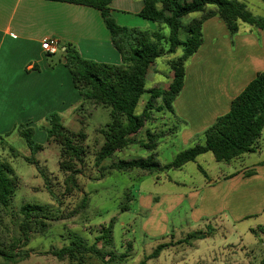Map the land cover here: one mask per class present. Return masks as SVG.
<instances>
[{
    "label": "rangeland",
    "instance_id": "1",
    "mask_svg": "<svg viewBox=\"0 0 264 264\" xmlns=\"http://www.w3.org/2000/svg\"><path fill=\"white\" fill-rule=\"evenodd\" d=\"M188 21L189 18L182 19L181 25L185 26ZM184 37L181 31L180 38ZM180 55L181 49H178L175 56ZM175 56L156 60L153 69L151 67L148 71L146 89L167 87L168 60ZM49 59L53 64H58L60 55L50 56ZM148 98L147 93L142 95L136 114L142 112ZM80 104L81 101L74 105L71 116H61V124L67 130L76 133L83 128L86 134L84 144L87 145V154L84 163L77 166L80 171L77 175L78 188L71 193L65 191V176L58 170L59 147L47 142L44 131L47 124L44 121L32 127L33 142L43 147L41 151L31 156L24 141L14 136L0 150V161L11 166L17 179L15 194L0 225L4 238L7 240L21 235L19 223L22 219L18 211L22 205L43 206L45 213L53 219L45 221L48 227L44 234L29 235L26 246L20 248L15 262L0 259V264H67L49 255L50 248L67 245L73 234L92 245L102 225H107L112 218L116 221L112 231L113 248L104 251H111L116 256L126 255L121 260L116 258L115 264H138L158 244L177 242L194 231L213 235L192 242L189 246L170 247L146 264H259L264 259V235L256 237L250 231L264 225V216L244 220V210L235 213L222 199L216 204L209 203V198L216 196V191L206 188L210 186L207 180L210 184L217 183L222 176L240 173L244 169V161L216 162L208 152L179 170L150 175L137 170L122 173L107 170L110 164L118 160L148 156L164 165L194 144L175 137L177 125L174 116L164 110L150 113L140 132L131 138L133 145L115 152L96 167L94 156L103 143L97 129L109 122L108 111L102 108L94 110L86 105L77 112ZM159 104L157 100L154 105L157 107ZM147 130L152 135L160 136L155 139L153 151L139 144L148 143ZM26 158L30 159V163ZM83 201L85 207L81 208ZM125 205L128 210L121 212ZM101 245L99 242L97 249L100 250ZM85 264L101 263L90 256Z\"/></svg>",
    "mask_w": 264,
    "mask_h": 264
},
{
    "label": "trees",
    "instance_id": "2",
    "mask_svg": "<svg viewBox=\"0 0 264 264\" xmlns=\"http://www.w3.org/2000/svg\"><path fill=\"white\" fill-rule=\"evenodd\" d=\"M73 5L89 7L100 12L105 28L109 32L113 49L120 57L118 65L99 63L80 57L69 44L64 45L61 52L64 66L68 70L72 85L81 104L77 112L86 105L92 109L102 108L108 111L109 122L97 129L103 139L102 145L94 156L97 167L106 159L133 145L132 137L143 128L153 111H166L174 116L173 103L178 97L185 79L187 61L196 53L202 44V25L212 18L218 17L225 24L228 33L233 36L238 31V23L264 31V18L253 16L243 3L236 0H140L143 7L139 16L154 25L153 30H144L119 25L113 15L110 4L112 0H50ZM199 15V17H195ZM189 18L185 26L181 20ZM181 31L184 39L180 38ZM181 49V55L175 56ZM175 56L168 60L170 82L165 89H146V79L149 69L161 57ZM144 93L149 95L140 114L135 110ZM160 104L155 107L156 101ZM75 109V110H76ZM44 128L47 142L59 147L58 170L64 174V187L67 193L78 188V165L84 163L87 145L84 144L86 134L83 128L79 132H70L61 124V117L52 113L45 118ZM264 131V72H259L255 78L237 95L230 104L229 111L217 118L215 122L201 134V142L179 152L170 163L161 165L152 156L131 160H118L107 167L109 171L129 172L140 171L145 175L156 172L179 170L187 163L195 162L196 158L205 153H211L216 162L230 163L244 154L256 151L257 142ZM16 132L24 141L30 155L43 149L33 142L34 130L20 125ZM147 142L139 143L149 151L155 149V139L146 131ZM9 151L17 156L12 148ZM30 163V159H25ZM202 174H205L201 170ZM102 176V175H101ZM17 188V179L11 166L0 161V225L7 214L8 207ZM85 207L83 201L80 205ZM128 210L127 205L121 212ZM18 214L21 237L5 239L0 230V259L15 262L21 247L26 246L30 234L42 235L47 230L45 221H52L45 213V208L39 205L25 204L19 208ZM112 218L107 225H102L95 243H88L73 234L69 243L61 248H50L48 254L59 262L67 264H85L90 256L96 257L101 264H115V259L121 260L126 255L116 256L113 248ZM258 237L264 235V225L251 230ZM210 232L194 231L174 243L158 244L154 250L145 256L138 264L156 259L160 254L173 246L186 245L211 237ZM101 242V249L97 244ZM259 264H264L262 259Z\"/></svg>",
    "mask_w": 264,
    "mask_h": 264
},
{
    "label": "crops",
    "instance_id": "3",
    "mask_svg": "<svg viewBox=\"0 0 264 264\" xmlns=\"http://www.w3.org/2000/svg\"><path fill=\"white\" fill-rule=\"evenodd\" d=\"M236 1L253 16L264 18V0ZM142 7L140 0H112L110 4L119 25L153 30L151 22L138 15ZM47 38L58 41V64L49 61L41 49ZM66 44L83 59L120 63L99 11L50 0H0V150L9 138L19 137L20 125L32 128L52 113L72 115L80 97L62 59ZM259 72H264V31L239 22L237 33L231 36L218 17L206 20L202 44L186 63L184 84L173 103L175 137L201 142V134L229 111L232 100ZM167 79L168 85L170 74ZM237 160L244 161L240 173L222 176L217 183L207 180L210 186L206 188L216 191L209 203L222 199L235 213L244 210V220L262 217L264 131L256 151Z\"/></svg>",
    "mask_w": 264,
    "mask_h": 264
},
{
    "label": "built area",
    "instance_id": "4",
    "mask_svg": "<svg viewBox=\"0 0 264 264\" xmlns=\"http://www.w3.org/2000/svg\"><path fill=\"white\" fill-rule=\"evenodd\" d=\"M41 49L47 56H54L59 52L58 41L54 38L43 39Z\"/></svg>",
    "mask_w": 264,
    "mask_h": 264
}]
</instances>
